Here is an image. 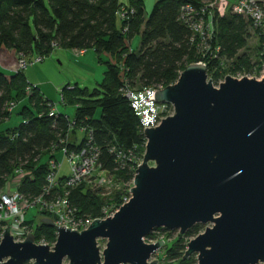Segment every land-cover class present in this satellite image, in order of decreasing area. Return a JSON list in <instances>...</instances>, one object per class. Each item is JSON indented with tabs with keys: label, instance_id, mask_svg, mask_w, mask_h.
<instances>
[{
	"label": "trees",
	"instance_id": "trees-1",
	"mask_svg": "<svg viewBox=\"0 0 264 264\" xmlns=\"http://www.w3.org/2000/svg\"><path fill=\"white\" fill-rule=\"evenodd\" d=\"M188 3L201 5L199 0H156L147 16L144 0H0V46L15 49L18 59L34 52L47 56L56 47L83 51L92 48L99 55L110 56L107 71L94 90L64 88L62 101L76 106L73 119L62 112L50 116L54 102L28 81L24 70L12 76L0 71V124L13 112L9 110L10 102L29 100L20 110L23 121L0 131V191L16 175V169L23 167L33 176L24 177L19 190L28 196L39 195L49 172L48 162L42 163V157H54L52 151L60 150L64 143L80 147L82 143L71 138L79 133L78 128L86 126L93 131L103 169L117 186L104 195L102 190L81 184L72 190L70 199L84 213L101 217L104 207L121 206L124 188L133 183L136 163L146 150L140 117L122 91L126 84L138 89L164 88L176 83L189 64L200 60L207 62L208 76L215 85L226 74L235 76L240 71L251 73L263 68L264 53L262 60L253 62L251 54L244 51L252 36L250 20L231 11L215 16L217 35L213 45L221 47L220 57H203L192 41L194 32L180 18L182 7ZM123 9L127 11L124 17L120 15ZM256 32L264 42V30ZM135 35L142 37L139 51L129 46ZM98 109L101 115L96 117ZM72 120L76 124L69 130ZM120 151L131 153L135 159L119 162ZM35 228L36 240L43 237L48 243L55 241L53 227L39 221ZM204 228V224H196L173 241L164 239L168 264H198L196 254L183 256L188 242ZM165 230L158 228L147 239H155L156 231Z\"/></svg>",
	"mask_w": 264,
	"mask_h": 264
},
{
	"label": "water",
	"instance_id": "water-1",
	"mask_svg": "<svg viewBox=\"0 0 264 264\" xmlns=\"http://www.w3.org/2000/svg\"><path fill=\"white\" fill-rule=\"evenodd\" d=\"M155 95L175 113L145 129L130 200L82 231L42 217L59 232L52 248L30 233L16 242L8 225L0 264H160L152 257L166 242L147 236L158 228L183 234L200 223L207 228L183 258L264 264V76L228 75L217 86L208 67L195 62Z\"/></svg>",
	"mask_w": 264,
	"mask_h": 264
},
{
	"label": "built area",
	"instance_id": "built-area-1",
	"mask_svg": "<svg viewBox=\"0 0 264 264\" xmlns=\"http://www.w3.org/2000/svg\"><path fill=\"white\" fill-rule=\"evenodd\" d=\"M199 1L201 3L199 7L190 3L184 5L180 18L194 32L192 41L197 45L201 55L205 58L213 59L220 57L221 47L213 45L217 35L216 15L224 16L228 11H231L250 20L253 30H264V0H237L235 3H231L229 0ZM126 13L127 11L123 9L120 15L124 17ZM82 52L84 51L80 50V53ZM45 56L38 55L36 59L28 61V57L22 55L18 59L17 70H24L29 64L42 62ZM198 62L207 66V62L204 60ZM226 75L228 76L229 74ZM244 76L249 77L246 72L240 71L234 77L243 78ZM225 78L220 80L217 86ZM158 89L160 88L145 87L138 89L126 84L122 90L124 95L130 100L136 114L140 117L144 133L146 128L159 126L164 118L175 113L172 104L157 101L155 94ZM31 91L32 86L30 85L27 88V93L30 94ZM16 104L17 102H10L9 110L13 111ZM59 113L57 108L53 106L49 115L55 117ZM75 124L76 122L72 120L69 130H72ZM78 131L82 133V139L78 141L82 145L71 148L68 144L64 143L60 149L68 157L71 169L70 174L65 176L63 181H60L61 176H58L61 164L54 157H51L48 161L49 172L46 184L39 195L28 196L19 190L22 179L26 176H33L31 170L18 167L16 175L6 181L4 188L0 191V243L4 238L5 229L8 225L15 241L22 242L27 238L29 233L35 235V227L42 217L53 219L55 224L62 226V228L82 231L87 229L95 219H105L113 216L119 210L120 207L112 208L106 206L102 210L103 216L95 218L84 213L81 208L71 201L70 195L72 190L81 184H85L94 191L102 190V194L104 195H109L117 186L114 179L109 175V172L104 170L100 163V149L95 143L93 131L89 130L86 126L78 128ZM70 138L71 135L68 133V140ZM52 152L55 156L57 151L54 150ZM133 156L131 153H126L125 151H120L117 154L118 161L122 163L126 162V160L135 159ZM142 160L140 159L136 163L137 167L141 164ZM33 206H36L39 215H42L37 222L26 219L27 211ZM54 229V242L48 243L43 237L39 240L35 238V242L43 245L48 244L51 248L54 247L59 234L58 230ZM34 262L32 260L29 264H34Z\"/></svg>",
	"mask_w": 264,
	"mask_h": 264
},
{
	"label": "rangeland",
	"instance_id": "rangeland-1",
	"mask_svg": "<svg viewBox=\"0 0 264 264\" xmlns=\"http://www.w3.org/2000/svg\"><path fill=\"white\" fill-rule=\"evenodd\" d=\"M146 15L149 16L156 0H144ZM231 3H235L237 0H229ZM261 37L258 32L252 30V36L248 41V48L244 49L245 52L251 54L253 62L262 60V54L264 53V42H261ZM141 35H135L129 42V46L133 51H139L141 46ZM38 53L34 52L28 56L30 59H36ZM110 59V56L106 53L99 55L94 49H87L83 53L80 50L57 47L49 55L45 56L42 62L35 64H29L24 73L26 74L28 81L32 84H36L45 97L54 102V106L59 112L68 115L71 119L74 118L76 106L74 104H66L62 101V93L66 87L79 86L81 88H89L94 90L99 86V82L103 79L104 74L107 71L106 61ZM264 62V61H263ZM18 54L15 49H10L5 45L0 46V71L6 75L12 76L18 69ZM246 74L250 78L260 79L263 76V68L257 71ZM65 92V91H64ZM26 104H29V100L24 98L20 102H17L11 116L0 124V131L18 126L23 117L20 114V110ZM101 115V109L96 112V117ZM79 140L82 138V133L79 134ZM74 141V138H71ZM50 154L42 157V163H47L50 160ZM54 158L61 164L60 172L58 176H67L70 174L69 159L65 155L63 150H58L55 153ZM153 164V163H151ZM122 186V185H121ZM133 183H130L128 187L124 188L123 204H125L132 197L131 188ZM26 219L37 222L40 219L38 208L36 206L31 207L26 214ZM210 223L208 226H212ZM207 225L202 230L205 232ZM169 230L156 231L155 239H147L149 243H154L159 240L173 241L178 237L180 231L174 230L169 233ZM99 244L105 247L106 240H99ZM165 246H163L158 252H156L152 259L160 260V264H168L164 257L166 256ZM103 250V248H102ZM197 255V254H196ZM68 264V261H65Z\"/></svg>",
	"mask_w": 264,
	"mask_h": 264
},
{
	"label": "crops",
	"instance_id": "crops-1",
	"mask_svg": "<svg viewBox=\"0 0 264 264\" xmlns=\"http://www.w3.org/2000/svg\"><path fill=\"white\" fill-rule=\"evenodd\" d=\"M124 1L129 2V0H124ZM82 53H83V52H82ZM17 67H18V66H17ZM35 85H36V84H35ZM79 134H80V133H77L76 136L73 137V138H74V141H80V140L82 139V138H81V139L79 140V137H80Z\"/></svg>",
	"mask_w": 264,
	"mask_h": 264
}]
</instances>
